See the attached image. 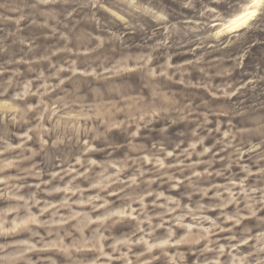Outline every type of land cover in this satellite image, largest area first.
<instances>
[{"label":"rangeland","instance_id":"rangeland-1","mask_svg":"<svg viewBox=\"0 0 264 264\" xmlns=\"http://www.w3.org/2000/svg\"><path fill=\"white\" fill-rule=\"evenodd\" d=\"M0 264H264V0H0Z\"/></svg>","mask_w":264,"mask_h":264},{"label":"bare ground","instance_id":"bare-ground-1","mask_svg":"<svg viewBox=\"0 0 264 264\" xmlns=\"http://www.w3.org/2000/svg\"><path fill=\"white\" fill-rule=\"evenodd\" d=\"M248 15H250V13H248V14H247L246 16H244V17H241V18H238V19L234 20V21H233V23H234L233 25L244 22V21L246 20V17H247ZM9 208H10V207H9ZM11 210H14V209L11 208ZM6 212H7V211H6Z\"/></svg>","mask_w":264,"mask_h":264}]
</instances>
